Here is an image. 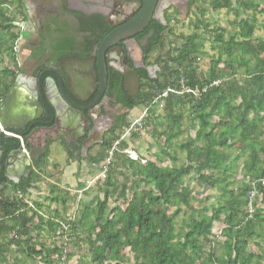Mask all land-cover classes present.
Wrapping results in <instances>:
<instances>
[{
  "label": "trees",
  "instance_id": "16d2710c",
  "mask_svg": "<svg viewBox=\"0 0 264 264\" xmlns=\"http://www.w3.org/2000/svg\"><path fill=\"white\" fill-rule=\"evenodd\" d=\"M196 3L208 4L213 12L232 11L235 7V12L264 15V0H235L233 4L229 0H190L188 5ZM9 7L19 10L10 17L6 10ZM196 10L195 31L181 38L180 49L166 48L160 35L165 29L160 24L150 44L142 48L145 61L150 54L158 53L153 63L158 70L155 78L142 74L141 89L134 99L127 98L121 88L118 90L117 102L127 112L119 119L103 152L91 158L93 165L99 166L112 153L104 177L103 201H97L96 210H82L78 221L63 222L77 239L75 247L79 250V242L87 247V259H78L76 264H126L125 250L132 255L133 264H260L264 261V256L249 250V243L258 237L257 232L261 234L264 224V214L257 208L264 203V41L254 38L253 17L235 22L238 32L227 41L223 38L224 30H216L218 34L210 38L216 43V59L200 75L196 60L205 54L196 32L201 28L207 30L208 26L204 23L206 11L201 7ZM17 13H23L21 0H0V100L10 88L8 81L13 73L9 67L16 63L20 34L14 25ZM49 31L45 26L43 34H50ZM61 34L65 36L64 31ZM4 57L7 62L3 61ZM180 79L183 84L179 83ZM185 88L196 94L182 93ZM168 90L172 93L167 92L163 98L162 94ZM141 108L147 109L145 118L130 135H139L143 128L150 127L157 139H163L165 147H158L161 158L156 156V160L167 159L170 166L159 167L142 158L130 160L124 153L127 150L124 141L114 147L122 132L129 128L128 114ZM157 109L160 115H156ZM190 130L194 136L180 142L178 138ZM12 142L8 150L19 146L17 140ZM174 147L183 153L182 161L168 154L167 150ZM240 159H243L242 180L236 182L233 171ZM46 162L36 168L44 170ZM123 171H129V176L122 174ZM120 175L124 177L122 183L117 179ZM185 178L218 192L217 200L222 204L195 210L193 204L197 201ZM37 179L35 175L20 185V193L26 194ZM253 186L256 193L249 201L247 195ZM56 189L52 188L49 201L64 204L58 194H53ZM126 194H130V199L126 200ZM109 200L122 201L125 208H109ZM18 203L17 210L10 209L3 215L4 220L9 219L13 224L0 222V238L7 240L14 232L13 238L7 240L8 246L0 243V264L6 263L9 245L21 249L29 258L40 257L44 264H50L53 255L60 259L62 252L56 247L36 251L27 242L23 244L16 239V235L26 237L31 230L36 232V237L42 232L55 237L61 227L56 219L43 221L39 205L28 216L23 211L27 205L22 200ZM249 207L253 209L250 218ZM184 210L189 213L188 219L176 231L175 220ZM15 211L19 212V222L13 218ZM217 223L223 226L219 255L213 250L219 239L211 231ZM205 252L208 259L203 262Z\"/></svg>",
  "mask_w": 264,
  "mask_h": 264
},
{
  "label": "flooded vegetation",
  "instance_id": "af4514ba",
  "mask_svg": "<svg viewBox=\"0 0 264 264\" xmlns=\"http://www.w3.org/2000/svg\"><path fill=\"white\" fill-rule=\"evenodd\" d=\"M139 1L21 0L23 13H17V18L23 21L14 24L20 33L16 63L9 68L13 77L4 98L25 116L16 123L17 127L0 130V222L10 209H18L19 200L35 184L24 195L18 190L20 185L35 175L42 177L44 171L56 169L57 164L61 169L79 168L84 160L93 164L91 158L103 152L119 119L127 112L117 102L119 88L127 98L134 99L141 89L142 74L155 78L158 72L153 64L158 53L150 54L149 59L155 55L150 63L149 59L145 61L142 50L154 38L158 24L165 29L160 35L168 50L183 46V41L170 29L169 12L180 11L172 8L176 0H158L151 20L141 32L131 37L124 34L103 52L99 51L104 39L132 22ZM45 26L50 29L48 35L43 34ZM164 32L172 37L168 46ZM51 39L53 49L48 46ZM16 85L30 91L14 93ZM13 139L19 146L8 150ZM19 139L25 156L31 159L23 160L14 153L21 148ZM13 160L20 164L15 166ZM44 161L47 167L37 169Z\"/></svg>",
  "mask_w": 264,
  "mask_h": 264
},
{
  "label": "rangeland",
  "instance_id": "374dc122",
  "mask_svg": "<svg viewBox=\"0 0 264 264\" xmlns=\"http://www.w3.org/2000/svg\"><path fill=\"white\" fill-rule=\"evenodd\" d=\"M178 1V2H177ZM190 0H176V4L172 8L180 9L179 12L177 10H171L168 15L172 17L171 22V30L172 34L175 36H179V38H185L193 34L195 31L193 24L198 18V12L196 7H201L206 11L204 17V23L208 26L207 30L200 29L196 32L199 36V42L202 44L203 53L205 54L199 59L196 60L198 73L200 75H204L210 65L211 60H215L217 56L216 43L210 38H214L218 31L216 30H224L223 38L227 41L231 36L238 32L236 23L239 20H246L249 17H253L255 21L256 30L254 32V38L261 39L264 41V15L261 14H252V13H243L241 11L235 12L236 8L232 11L221 10L219 12H213L208 4H194L192 6L188 5ZM232 4L235 0H229ZM183 3V4H181ZM9 12V16L12 17L14 15L13 8L6 9ZM15 17V16H14ZM19 18V19H18ZM15 17V22L20 23L23 20H20V17ZM18 31V30H17ZM14 31V32H17ZM23 40V39H22ZM48 46L50 49H53L52 39L50 40ZM182 46V45H181ZM7 57L3 58V61L7 62ZM155 59V55H152L149 59V62L152 63ZM4 63V62H3ZM7 64V63H6ZM222 65H220L221 67ZM144 110L134 109L132 113L128 114L127 122L130 125L133 124L135 120L143 115ZM156 115H160L161 112L157 109ZM145 118L143 115L142 120ZM141 120V121H142ZM138 125H135L131 131H135V128ZM159 130V128H158ZM187 136L193 137L194 131L190 130L188 133L182 134L178 140L183 142ZM119 140L124 141L127 144V150L129 154H125L132 161L137 160V158H142L147 161L155 162L159 167H167L170 166V162L167 159H163L162 161H157L156 156L158 155V147L163 146V139H157L151 128L146 126L143 128L139 135L131 136L129 131H124L119 137ZM165 149V147H164ZM168 154H171L177 157V160H183V153L175 150V147L167 150ZM233 154V153H231ZM135 155V156H133ZM160 157V156H159ZM161 158V157H160ZM242 160L240 159L237 163L236 169H234V176L236 182L242 180L241 175V165ZM53 164V161H51ZM103 163V162H102ZM102 163L99 166H94L89 163L87 160L82 161L79 164V168H75L74 166H69L68 168L61 169V167L57 164V168L53 169L50 172H45L42 174V177L37 179L32 190H30L27 195H25L21 200L22 203L27 205L26 208L23 209L24 212L31 215L33 210L37 211L36 205L41 207L40 215L43 218V221L49 219H56L55 221L61 224L60 231H58L57 235L50 236L46 232L40 233L39 237H36V232L31 230L29 235L21 236L16 235V239L20 241V243L27 242L28 245L34 248L36 251L46 250L48 248L56 247L62 252V257L59 259L58 256L50 257V264H76L77 260L81 258H86V245L79 242V250L75 247V244H78L77 239L72 231V229H68L66 223L63 222H76L80 218L81 211L89 208L91 210H96L97 201H103V187H104V179L99 178L102 171ZM181 163L179 162L177 166ZM51 167V163L49 165ZM124 175L129 176V171H123ZM123 175H120L117 179L120 183L123 182ZM190 178H185L184 181L190 185V188L193 191V197L196 198V201L193 206L195 210H200L202 208H209V206L213 204H219V200L217 197L219 196L218 192L212 191L210 188L205 186H199L198 183L190 181ZM130 182V181H129ZM128 182V183H129ZM83 187H79V186ZM129 186V185H127ZM57 188L53 193L58 194L61 200L64 202H59L58 204H52L49 200L52 198L51 191L52 188ZM235 187V186H234ZM130 194H126V200L130 199ZM260 202V201H259ZM222 204V203H221ZM109 208H114L116 206L125 208V205L122 204V201L109 200L108 202ZM258 209L262 210L264 214V203H261L257 206ZM256 209V208H255ZM172 210H169L168 214H170ZM208 215V213H207ZM56 216V217H55ZM189 213L188 211H183L175 220L176 223V231L179 230L181 226V222L188 219ZM55 217V218H54ZM13 218L15 221L19 222L20 217L19 213L13 214ZM8 225H12L9 219L4 220ZM36 221H34L35 223ZM71 226V225H69ZM223 228L222 224L217 223L212 227V233L217 235L220 230ZM14 232L8 236V239H12ZM258 237L252 239L249 243V250L252 253H255L260 256H264V224L262 225L261 234L257 232ZM7 240L3 237L0 238V243L7 245ZM218 246H213L214 252L216 255H219L222 250L220 249V245L223 242V239L217 241ZM256 243H259L258 246ZM41 245L43 246L42 248ZM24 249V248H23ZM126 256V264H133L132 255L128 253L127 250L124 251ZM208 252H205L204 257H202V261L205 262L207 260ZM67 255L69 259H67ZM6 263L5 264H44L40 260V257H27L24 253L21 252V249L16 246H11L7 248V253L5 255ZM59 260V261H58ZM260 264H264V261Z\"/></svg>",
  "mask_w": 264,
  "mask_h": 264
},
{
  "label": "water",
  "instance_id": "95a60500",
  "mask_svg": "<svg viewBox=\"0 0 264 264\" xmlns=\"http://www.w3.org/2000/svg\"><path fill=\"white\" fill-rule=\"evenodd\" d=\"M157 2H158V0H140L139 2H137L136 3L137 14L134 16L132 22L129 23V25H126V27H127L126 29H124L120 32H113L106 39H104L99 46V51L103 52L106 48L111 46V44L113 43L114 40L122 38L124 36V34L131 37L134 34H136L137 32H141L148 25L149 21L151 20ZM128 27L130 29H128ZM162 36L166 40V45L168 46L170 44L169 40L172 37L167 32H164ZM74 59L77 60L76 58H74ZM98 61H102V59H99ZM99 67H100V69H102L104 71L105 67L103 66V63L100 62ZM131 74H133V73H131ZM20 90H22L24 92L30 91L29 88H27L25 86H17L16 85V90H14V93L19 92ZM38 90L41 91V88L38 87ZM62 93H63V91H62ZM63 96L65 99L67 98L66 95H63ZM46 100L50 105L52 104V102L49 101L48 96H47ZM1 104L3 105V107L1 109V114H0V127L1 128L17 127L16 123H18L19 121L22 120L23 114L25 116V113H23V111L21 113H18L16 106L12 102L8 103L7 97L1 101ZM14 153L16 155H18L19 157H21L23 160H26L27 158L31 159L30 156H25L27 154H25V152H23L22 146L20 149L16 150ZM15 162H16L15 160L12 161V163H14L16 165L20 164V162H16V163ZM14 164H12V165H14Z\"/></svg>",
  "mask_w": 264,
  "mask_h": 264
},
{
  "label": "built area",
  "instance_id": "2783aa9c",
  "mask_svg": "<svg viewBox=\"0 0 264 264\" xmlns=\"http://www.w3.org/2000/svg\"><path fill=\"white\" fill-rule=\"evenodd\" d=\"M179 83H180V84H183V80L180 79V82H179ZM167 92L172 93L171 90H168V91L164 92V93L162 94V97H163V98H166V96H167V95H166ZM182 93H185V94H193V95L196 94L195 92H192V91H190V90L187 89V88L183 89ZM153 104H154V102H153ZM159 107H160V106H159ZM146 111H147V109L144 110L143 115H145V112H146ZM143 115H142L141 117H139L137 120H135V121L133 122L132 125L129 126V128L127 129V132L129 131V133H131V132H132V131H131L132 128H133L135 125H139V124H140ZM0 129H1V128H0ZM1 130H2V129H1ZM118 143H119V142H116V143L114 144V147H116V146L118 145ZM114 147H113V148H114ZM125 153H126V154H129V153L126 152V151H125ZM111 154H112V153L110 152V153H109V158H108V159L103 163V165H102V172H101V175H100V177H99V178H101V179H104V177H105L106 169H107V166H108V164H109V160H110V156H111ZM133 156H135V155H133ZM263 181H264V180H263ZM255 193H256V191H255V188H254V186H253V190H252L251 192L248 193V195H247V199H248L249 201H251V200L254 198ZM252 211H253L252 208L249 207V209H248V212H249V218H250V215H251ZM220 233H221V230H220V232H219L217 235H215V233H213V235L215 236V238H216L217 240L220 238Z\"/></svg>",
  "mask_w": 264,
  "mask_h": 264
},
{
  "label": "clouds",
  "instance_id": "9594fccd",
  "mask_svg": "<svg viewBox=\"0 0 264 264\" xmlns=\"http://www.w3.org/2000/svg\"><path fill=\"white\" fill-rule=\"evenodd\" d=\"M19 39H20V38H19ZM17 45H18V44H17ZM7 65H9V64H7ZM9 66H10V65H9ZM9 68H10V67H9ZM0 128H1V127H0ZM1 129L3 130V128H1ZM1 129H0V130H1ZM19 140H20V139H19ZM120 141H122V140H118L117 142H120ZM20 144H21V146L23 147V144H22L21 140H20ZM118 144H119V143H118ZM108 158H109V156H108ZM108 158H107V159H108ZM107 159H106V160H107ZM106 160H105V161H106ZM105 161H104V162H105ZM104 162H103V163H104ZM103 163H102V165H103ZM101 172H102V171H101ZM252 210H253V209H252ZM221 230H222V229H221Z\"/></svg>",
  "mask_w": 264,
  "mask_h": 264
},
{
  "label": "crops",
  "instance_id": "0c3cea01",
  "mask_svg": "<svg viewBox=\"0 0 264 264\" xmlns=\"http://www.w3.org/2000/svg\"><path fill=\"white\" fill-rule=\"evenodd\" d=\"M21 93H23V91L21 90ZM15 166H16V164H15Z\"/></svg>",
  "mask_w": 264,
  "mask_h": 264
}]
</instances>
